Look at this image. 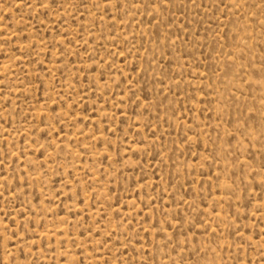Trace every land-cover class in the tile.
I'll list each match as a JSON object with an SVG mask.
<instances>
[{
  "label": "rangeland",
  "instance_id": "rangeland-1",
  "mask_svg": "<svg viewBox=\"0 0 264 264\" xmlns=\"http://www.w3.org/2000/svg\"><path fill=\"white\" fill-rule=\"evenodd\" d=\"M0 264H264V0H0Z\"/></svg>",
  "mask_w": 264,
  "mask_h": 264
}]
</instances>
